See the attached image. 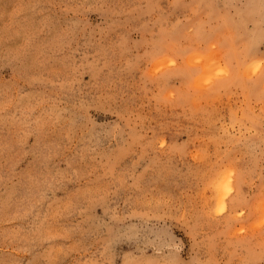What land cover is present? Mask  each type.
Segmentation results:
<instances>
[{"label": "rangeland", "instance_id": "obj_1", "mask_svg": "<svg viewBox=\"0 0 264 264\" xmlns=\"http://www.w3.org/2000/svg\"><path fill=\"white\" fill-rule=\"evenodd\" d=\"M0 264H264V0H0Z\"/></svg>", "mask_w": 264, "mask_h": 264}, {"label": "bare ground", "instance_id": "obj_2", "mask_svg": "<svg viewBox=\"0 0 264 264\" xmlns=\"http://www.w3.org/2000/svg\"><path fill=\"white\" fill-rule=\"evenodd\" d=\"M216 201H217V200H216ZM219 208H220V209L225 208L224 204H219Z\"/></svg>", "mask_w": 264, "mask_h": 264}]
</instances>
